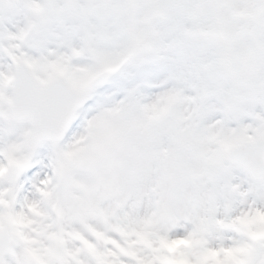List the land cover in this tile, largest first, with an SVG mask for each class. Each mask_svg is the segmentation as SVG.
<instances>
[{"label": "snow or ice", "instance_id": "obj_1", "mask_svg": "<svg viewBox=\"0 0 264 264\" xmlns=\"http://www.w3.org/2000/svg\"><path fill=\"white\" fill-rule=\"evenodd\" d=\"M0 264H264V0H0Z\"/></svg>", "mask_w": 264, "mask_h": 264}]
</instances>
